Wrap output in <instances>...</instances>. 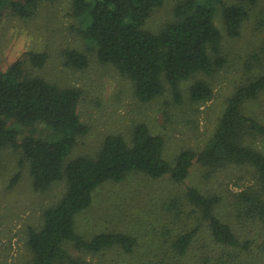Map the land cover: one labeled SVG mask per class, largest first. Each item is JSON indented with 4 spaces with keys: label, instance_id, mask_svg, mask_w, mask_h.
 Returning a JSON list of instances; mask_svg holds the SVG:
<instances>
[{
    "label": "trees",
    "instance_id": "trees-1",
    "mask_svg": "<svg viewBox=\"0 0 264 264\" xmlns=\"http://www.w3.org/2000/svg\"><path fill=\"white\" fill-rule=\"evenodd\" d=\"M60 1L0 0V13L10 8L20 19H29L43 5ZM66 1L86 48L99 64L131 83L140 103L170 91L178 105L184 83L197 76L213 77L224 66L223 35L215 23L218 6L226 34L236 38L256 3L178 0L172 19L152 31L147 22L164 0ZM65 57L71 69L89 66L84 52L67 51ZM47 58L44 52H28L0 69V147L19 154L35 192L63 187L58 199L42 211L40 226L28 229L27 264H95L87 257L111 251L134 256L139 241L128 232L112 229L85 235L78 230V217L92 205L96 190L123 183L131 175L152 180L168 176L182 185L195 166L206 180L238 174L250 182L229 197L188 186L165 202L157 264H264V152L254 146L264 138V123L245 112V106L264 93V57L255 56L256 71L228 98L205 146L184 148L173 165L165 158V139L153 135L144 122L136 123L127 137L105 136L93 155L71 157L89 132L78 114L82 92L30 72L41 69ZM189 96L195 103L207 102L212 88L197 80ZM19 176L20 172L12 178ZM225 204L231 209L226 214L221 210Z\"/></svg>",
    "mask_w": 264,
    "mask_h": 264
},
{
    "label": "rangeland",
    "instance_id": "rangeland-1",
    "mask_svg": "<svg viewBox=\"0 0 264 264\" xmlns=\"http://www.w3.org/2000/svg\"><path fill=\"white\" fill-rule=\"evenodd\" d=\"M178 0H164L147 22V28L160 30L172 19ZM227 5L249 0H223ZM215 23L223 38L221 56L224 66L210 78L197 76L182 85L183 102L175 104L170 91L149 103H140L133 95L131 83L112 67L98 63L76 32V21L69 14L66 0L43 5L32 18L20 19L8 8L0 13V69L4 71L28 52H44L47 62L34 75L58 83L76 86L82 96L78 114L89 127L88 134L71 152V157L93 155L105 136H129L136 123L144 122L153 135L165 139V158L173 165L184 148L202 149L212 137L228 98L235 88L256 71L255 56L264 57V0L251 5L249 19L244 22L240 36L229 37L218 6ZM77 50L89 57L84 70L66 65L67 51ZM197 80L206 81L212 97L204 103L190 99L189 88ZM245 112L264 123V93L245 106ZM264 152V138L254 143ZM20 176L12 178L16 173ZM249 179L220 177L206 180L195 166L182 185H175L168 176L152 180L142 175H131L120 184L108 183L94 193L92 205L78 217V230L85 235L100 231L121 230L134 235L139 247L133 256L118 251L103 257H87L95 264H157L162 246L163 206L188 186L210 189L230 196L246 187ZM63 190L62 185L46 193L32 188L28 169L20 165V157L9 147H0V264H27L30 252L27 234L30 227H39L42 211L53 204ZM230 211L229 204L221 208Z\"/></svg>",
    "mask_w": 264,
    "mask_h": 264
}]
</instances>
